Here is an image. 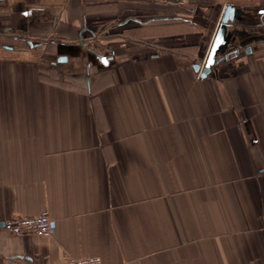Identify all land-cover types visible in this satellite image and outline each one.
<instances>
[{"label": "crops", "instance_id": "obj_1", "mask_svg": "<svg viewBox=\"0 0 264 264\" xmlns=\"http://www.w3.org/2000/svg\"><path fill=\"white\" fill-rule=\"evenodd\" d=\"M65 253L264 264V0H0V264Z\"/></svg>", "mask_w": 264, "mask_h": 264}, {"label": "built area", "instance_id": "obj_2", "mask_svg": "<svg viewBox=\"0 0 264 264\" xmlns=\"http://www.w3.org/2000/svg\"><path fill=\"white\" fill-rule=\"evenodd\" d=\"M2 228L13 235H47L52 232L51 219L47 209L30 216L10 215L2 221ZM55 264H101V260L97 255L72 256L65 253Z\"/></svg>", "mask_w": 264, "mask_h": 264}, {"label": "water", "instance_id": "obj_3", "mask_svg": "<svg viewBox=\"0 0 264 264\" xmlns=\"http://www.w3.org/2000/svg\"><path fill=\"white\" fill-rule=\"evenodd\" d=\"M233 12H234V9H233L232 5H226V7L224 8L223 13L221 15V18H220V27H219L220 33L223 32L224 23H226L227 20L232 19ZM226 41H227V39H226ZM217 48H218V41L215 40L214 43L210 47L208 56L206 57L203 65L200 66V64L197 62L193 63L192 67L196 72L199 71V77L200 78H204L207 75V73L209 72L210 67L213 63H217L219 60L226 57L223 55L222 57L213 58L214 53H215Z\"/></svg>", "mask_w": 264, "mask_h": 264}]
</instances>
